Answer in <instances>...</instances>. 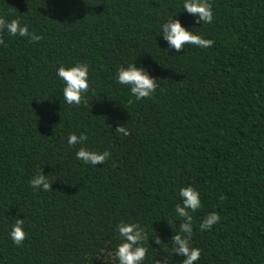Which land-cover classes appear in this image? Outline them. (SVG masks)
Segmentation results:
<instances>
[{"label":"trees","instance_id":"16d2710c","mask_svg":"<svg viewBox=\"0 0 264 264\" xmlns=\"http://www.w3.org/2000/svg\"><path fill=\"white\" fill-rule=\"evenodd\" d=\"M183 3L0 0L6 22L43 37L0 33V264H119L121 222L145 229L142 264H182L172 236L189 186L201 200L194 264H264V0H209L210 24ZM169 18L213 46L170 49L160 35ZM78 63L89 67L90 90L87 104L69 105L57 69ZM133 63L157 78L151 98L137 101L117 81ZM73 133L109 160H78ZM41 170L51 191L30 186ZM212 212L220 222L201 231ZM16 219L27 234L20 246L10 236Z\"/></svg>","mask_w":264,"mask_h":264},{"label":"clouds","instance_id":"9594fccd","mask_svg":"<svg viewBox=\"0 0 264 264\" xmlns=\"http://www.w3.org/2000/svg\"><path fill=\"white\" fill-rule=\"evenodd\" d=\"M184 12L196 18L198 24H210L213 20L212 6L209 0H184ZM12 35H19L20 37H27L30 42H39L43 37L36 35L34 32H29L27 24H22L19 19H13L6 22L3 16H0V33L4 30ZM162 39L167 42L170 49L176 52L183 50L185 45H194L199 48L212 47L214 41L205 39L200 35L193 34L186 30L181 22L176 18H169V20L161 25ZM0 45H4L2 35H0ZM5 47L7 45H4ZM89 67L87 64L78 63L75 66L65 68L60 66L57 69V76L64 82L63 88L64 100L67 104L80 105L87 104L85 93L90 90L88 82ZM117 81L121 85H126L130 88V92L139 101L143 98H151L158 87L157 78L149 74L147 68L137 67L135 63L129 64L126 68L121 67L117 73ZM132 101H129L131 104ZM115 132L124 136H129L131 133L125 126H118ZM88 140V136L81 133L79 136L71 134L68 136L67 143L70 146L82 145L76 152V158L81 160L84 164H91L93 166L102 165L109 160L111 153L107 150L97 152L89 150L83 146ZM30 186L34 189H42L43 191H51L53 182L49 180L48 176L42 174V170L30 180ZM179 196L182 198V205L177 204L175 212L178 217L183 219L180 224V231L178 234L172 236V241L176 245L174 249L176 255L184 257L182 264H194L200 259L201 250L191 246V239L193 235V215L201 208L200 193L193 187L189 186L181 188ZM221 217L217 212H212L205 216L200 223V230L207 231L215 224L220 222ZM117 230L123 242L118 245L115 251V258L119 264H142L146 257L147 248L142 246L143 242L147 240L145 229L138 223H124L117 225ZM11 239L14 244L20 246L27 238L24 230V219H16L10 232ZM155 244H161L159 238L154 240ZM159 264V262H156Z\"/></svg>","mask_w":264,"mask_h":264}]
</instances>
